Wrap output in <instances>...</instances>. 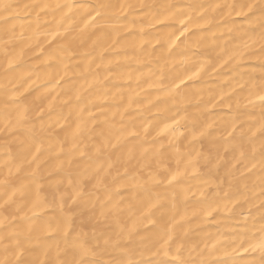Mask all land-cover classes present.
Returning a JSON list of instances; mask_svg holds the SVG:
<instances>
[{
  "label": "bare ground",
  "instance_id": "bare-ground-1",
  "mask_svg": "<svg viewBox=\"0 0 264 264\" xmlns=\"http://www.w3.org/2000/svg\"><path fill=\"white\" fill-rule=\"evenodd\" d=\"M264 0H0V264H264Z\"/></svg>",
  "mask_w": 264,
  "mask_h": 264
},
{
  "label": "clouds",
  "instance_id": "clouds-1",
  "mask_svg": "<svg viewBox=\"0 0 264 264\" xmlns=\"http://www.w3.org/2000/svg\"><path fill=\"white\" fill-rule=\"evenodd\" d=\"M181 264H183V262H181Z\"/></svg>",
  "mask_w": 264,
  "mask_h": 264
},
{
  "label": "snow or ice",
  "instance_id": "snow-or-ice-1",
  "mask_svg": "<svg viewBox=\"0 0 264 264\" xmlns=\"http://www.w3.org/2000/svg\"><path fill=\"white\" fill-rule=\"evenodd\" d=\"M262 99H264V97H262Z\"/></svg>",
  "mask_w": 264,
  "mask_h": 264
}]
</instances>
